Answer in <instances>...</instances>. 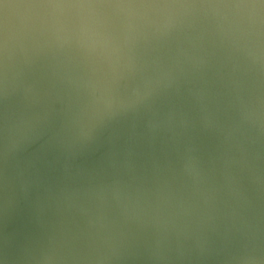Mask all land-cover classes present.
Instances as JSON below:
<instances>
[{"label":"water","instance_id":"1","mask_svg":"<svg viewBox=\"0 0 264 264\" xmlns=\"http://www.w3.org/2000/svg\"><path fill=\"white\" fill-rule=\"evenodd\" d=\"M0 264H264V0H0Z\"/></svg>","mask_w":264,"mask_h":264}]
</instances>
